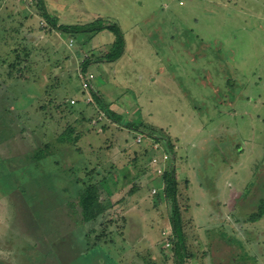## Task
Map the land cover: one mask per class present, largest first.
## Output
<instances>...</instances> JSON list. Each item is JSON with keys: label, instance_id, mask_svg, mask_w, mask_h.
Wrapping results in <instances>:
<instances>
[{"label": "rangeland", "instance_id": "obj_1", "mask_svg": "<svg viewBox=\"0 0 264 264\" xmlns=\"http://www.w3.org/2000/svg\"><path fill=\"white\" fill-rule=\"evenodd\" d=\"M43 2L58 24L117 23L126 46L96 61L115 32L69 33L38 0H0V105L13 110L0 108V260L264 264V0ZM91 184L110 205L85 222Z\"/></svg>", "mask_w": 264, "mask_h": 264}, {"label": "trees", "instance_id": "obj_2", "mask_svg": "<svg viewBox=\"0 0 264 264\" xmlns=\"http://www.w3.org/2000/svg\"><path fill=\"white\" fill-rule=\"evenodd\" d=\"M39 5L43 10L44 17L52 24L53 27L59 28L69 33H74L78 31L86 32H95L101 31L105 28L110 29L111 31L115 32L117 35L116 41L114 43L113 48L103 53L101 56L97 58L96 61H108L112 62L120 58L123 53L125 52V36L117 23H109L108 21H103L101 19H97L96 21L92 22L91 24H58V20L56 18H52L49 12L46 9V6L43 0H38ZM92 60H86L83 64L84 67L88 66L92 63ZM93 95L99 105L102 107V110L106 113V115L113 120L115 123L120 125L126 126L128 128L133 129H140L142 123L132 122L127 120L122 114L116 112L114 109L110 107L108 103L103 99V97L98 93L93 91ZM45 155H38L39 159H42ZM176 172L172 169L171 171L165 174L166 180V195L171 205L172 213H171V224H172V231L174 233V242L176 247L174 248L176 254L180 252L183 256V253L180 251L186 247V236H185V222L182 215L181 206L179 204L178 199V187L179 181L177 180ZM79 202L82 207V216L85 222L97 219L98 216L105 213L107 211L108 205H110V201L107 202L103 201L100 194V189L97 184H91L87 186L84 190H82ZM263 213V212H261ZM260 216V215H259Z\"/></svg>", "mask_w": 264, "mask_h": 264}, {"label": "crops", "instance_id": "obj_3", "mask_svg": "<svg viewBox=\"0 0 264 264\" xmlns=\"http://www.w3.org/2000/svg\"><path fill=\"white\" fill-rule=\"evenodd\" d=\"M25 82V85L27 86L28 85V79H26V80H24ZM1 82V81H0ZM29 82H31V81H29ZM3 84H1V86L2 85H4V81L2 82ZM32 83V82H31ZM1 106H3V108H1ZM8 107V104H7V102H5L4 101V103H2V105H0V108L1 109H3V113L2 114H5V113H8V112H10L9 110H11L10 108H12V106H11V104H10V108H7ZM5 108H7V109H5ZM14 108V107H13ZM9 109V110H8ZM16 110V109H15ZM11 111H13V110H11ZM6 249H9V248H6V246H2V241H0V251H4V250H6ZM1 259V258H0ZM0 262H2V264H5L2 260H0Z\"/></svg>", "mask_w": 264, "mask_h": 264}]
</instances>
